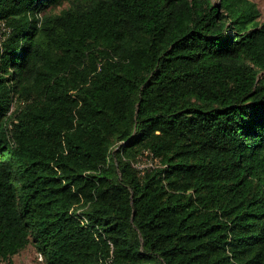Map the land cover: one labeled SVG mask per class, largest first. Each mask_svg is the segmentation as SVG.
<instances>
[{
  "label": "trees",
  "instance_id": "16d2710c",
  "mask_svg": "<svg viewBox=\"0 0 264 264\" xmlns=\"http://www.w3.org/2000/svg\"><path fill=\"white\" fill-rule=\"evenodd\" d=\"M262 15L0 0V261L264 264Z\"/></svg>",
  "mask_w": 264,
  "mask_h": 264
},
{
  "label": "rangeland",
  "instance_id": "374dc122",
  "mask_svg": "<svg viewBox=\"0 0 264 264\" xmlns=\"http://www.w3.org/2000/svg\"><path fill=\"white\" fill-rule=\"evenodd\" d=\"M255 1L258 3L262 11V20H264V0ZM59 9L60 8H57L55 11H58ZM0 264H44V261L36 246L33 243H30L19 253L13 255L10 260L0 261Z\"/></svg>",
  "mask_w": 264,
  "mask_h": 264
},
{
  "label": "built area",
  "instance_id": "2783aa9c",
  "mask_svg": "<svg viewBox=\"0 0 264 264\" xmlns=\"http://www.w3.org/2000/svg\"><path fill=\"white\" fill-rule=\"evenodd\" d=\"M10 30L9 26L5 23V21L0 20V45L2 41L5 39L6 34ZM159 165V158L154 156L153 152L150 150H145L144 154H142L139 159L135 162V166L139 168V173L142 174L144 172V168L146 166H156Z\"/></svg>",
  "mask_w": 264,
  "mask_h": 264
}]
</instances>
